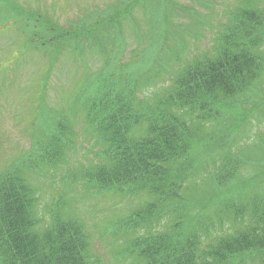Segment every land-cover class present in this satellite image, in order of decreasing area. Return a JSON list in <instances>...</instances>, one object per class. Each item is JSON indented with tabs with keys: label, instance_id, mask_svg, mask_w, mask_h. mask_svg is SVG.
I'll return each instance as SVG.
<instances>
[{
	"label": "trees",
	"instance_id": "trees-1",
	"mask_svg": "<svg viewBox=\"0 0 264 264\" xmlns=\"http://www.w3.org/2000/svg\"><path fill=\"white\" fill-rule=\"evenodd\" d=\"M4 1L0 7L16 17L34 11ZM246 2L223 24L214 50L200 55L186 45L167 47V0H115L90 10L70 30L38 19L45 31L40 44L53 54L49 73L66 54L80 64L87 53L99 55L106 65L87 70L80 95L68 104L70 115L41 114L33 148L1 172L0 264H96L90 235L65 215V194L50 211L51 225H44L33 181L67 160L79 125L100 148V159L73 175L84 179L85 189L95 179L102 189L139 202L113 227L127 241L115 255L120 264H264V142L243 146L254 111L236 109L243 95H257L264 84V13ZM188 11L182 29L193 28L189 35L198 38L208 22L203 13ZM126 21L148 46L120 63ZM160 83L163 88L147 92Z\"/></svg>",
	"mask_w": 264,
	"mask_h": 264
},
{
	"label": "rangeland",
	"instance_id": "rangeland-1",
	"mask_svg": "<svg viewBox=\"0 0 264 264\" xmlns=\"http://www.w3.org/2000/svg\"><path fill=\"white\" fill-rule=\"evenodd\" d=\"M10 1L14 0L4 2ZM16 1L19 6L34 9L31 17L34 18L35 15V21L33 22L34 19L31 20L27 14L16 17L11 15L7 8L0 7V174L13 160L33 148L32 142L37 133L41 134L39 124H37L44 118V115L41 114L48 115V110H51V112H64L65 116L70 115L74 109L68 104L72 103L74 97L80 95L87 70L96 71L106 65L99 55L87 53L85 55L86 63L80 64L78 59L73 61L71 56L66 54L54 60L55 66L49 73V62L52 60L53 54L46 51L40 44L43 41L40 35H44L45 31H39L43 24L38 19L42 18L50 22L47 24L51 27H58L59 24L62 28L70 30L76 23L81 24L90 10H97V8L102 10L115 0ZM167 1L171 9V28L166 41L167 47L173 49L172 46L186 45L188 52L200 55L214 50L215 38L222 30L223 24L229 22L236 7L242 5L246 0ZM249 3L250 7L261 8L264 13V0H248L244 6H249ZM35 9H41L43 13H38V10ZM188 9L192 12L203 13L208 22L206 27H202L203 33H199L198 38L189 35L193 28L186 29V31L182 29L190 22V17L187 16ZM27 13L29 12L27 11ZM141 17L137 16L136 19ZM136 21L132 18L134 26L138 27L141 22L138 19ZM126 22L125 31L122 34L123 41L119 40L118 45V48H121L126 42L123 59L118 60L120 63L131 60L134 50L142 54V48L145 49L148 46L146 39L142 44L139 43L130 21ZM182 35H185L183 39ZM156 42L154 41V43ZM152 47L153 45H151V49ZM161 51L163 52V50ZM260 52H264V45ZM109 59L114 60L112 52H110ZM170 68H175V65L172 64L168 70ZM163 85L160 83L150 87L147 92L159 90L163 88ZM241 101L242 105L239 104L240 107L236 109L250 108L254 111L245 124L246 127H249L251 138H247V142L243 146L254 147L261 140L264 142V84L259 87L257 95L253 93L243 95ZM232 114L234 115V113ZM80 126L75 128L77 135L73 138V148L65 154L67 160L55 164L45 170L44 175H39L33 180L39 196V199L36 200L38 215L44 217V225L49 227L51 225V222L49 223L50 211L57 210L56 200L59 199L60 193L65 194L63 195L65 215H70L72 219L79 221L83 225L85 233L90 235L87 242L89 241L91 245L95 263L120 264L122 260L118 259V254L117 258L115 255L127 241L120 233L114 234L113 227L118 218L126 216L135 207H138L139 202L137 198H125L112 193V188L102 189V184L95 179H91L89 185L91 188L85 189L84 179L80 178L78 174L73 175L72 171H75L79 166L86 168L90 162L96 165L100 159L97 156L98 152L100 153V148L95 145L93 139L85 135V131ZM261 163L264 164V160ZM255 164L259 165L260 162L257 161ZM248 173L255 174L258 171L249 168ZM70 187L76 188L69 192V189L66 188ZM232 189H234L233 186ZM235 191L236 189L230 194L237 196L238 194H234ZM163 220L166 223L169 216Z\"/></svg>",
	"mask_w": 264,
	"mask_h": 264
}]
</instances>
